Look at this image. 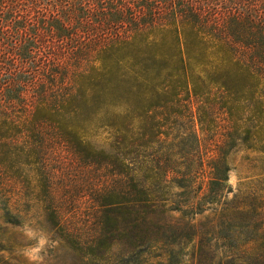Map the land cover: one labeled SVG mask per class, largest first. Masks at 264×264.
<instances>
[{"label": "trees", "instance_id": "16d2710c", "mask_svg": "<svg viewBox=\"0 0 264 264\" xmlns=\"http://www.w3.org/2000/svg\"><path fill=\"white\" fill-rule=\"evenodd\" d=\"M251 142L264 152V0H0V187L36 167L71 264H185L206 212L212 264H264V199L228 198ZM55 151L87 174L84 225Z\"/></svg>", "mask_w": 264, "mask_h": 264}, {"label": "rangeland", "instance_id": "374dc122", "mask_svg": "<svg viewBox=\"0 0 264 264\" xmlns=\"http://www.w3.org/2000/svg\"><path fill=\"white\" fill-rule=\"evenodd\" d=\"M250 147H237L229 156L230 200L235 196L248 195L264 199V152L254 142ZM50 168L55 172L58 195L64 201L66 215L73 223L84 225L89 210L87 174L76 167L71 156L63 151L52 154ZM24 169V174L17 181H6L3 188L0 187V259L12 264H71L73 257L45 221L41 180L35 176L36 167L30 165ZM8 198L12 214L21 219L19 226L6 224L1 219V209ZM170 217L173 222L187 221L180 214H171ZM262 218L264 220V214ZM219 222V215L211 212L191 222L195 228L192 240L184 244L185 264H212L208 258L209 250L216 249L222 255V241L210 236L211 229ZM205 232L210 233L206 236L210 239L208 242ZM228 263L234 264V261Z\"/></svg>", "mask_w": 264, "mask_h": 264}]
</instances>
